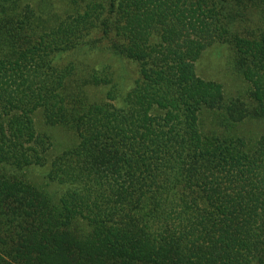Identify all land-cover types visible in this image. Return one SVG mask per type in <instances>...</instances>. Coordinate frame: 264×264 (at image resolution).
I'll return each instance as SVG.
<instances>
[{"label":"trees","instance_id":"trees-1","mask_svg":"<svg viewBox=\"0 0 264 264\" xmlns=\"http://www.w3.org/2000/svg\"><path fill=\"white\" fill-rule=\"evenodd\" d=\"M41 2L0 0V264H264V133L235 130L264 121V0ZM217 45L255 106L197 73ZM37 111L77 142L51 156Z\"/></svg>","mask_w":264,"mask_h":264},{"label":"rangeland","instance_id":"rangeland-1","mask_svg":"<svg viewBox=\"0 0 264 264\" xmlns=\"http://www.w3.org/2000/svg\"><path fill=\"white\" fill-rule=\"evenodd\" d=\"M36 6L40 4L48 6V4L41 0H31ZM52 2L54 10L62 11L63 5L60 0H48ZM41 2V3H40ZM40 3V4H39ZM246 33L247 35H256L259 32V26L257 24V11L253 8H248L245 14ZM256 28H255V25ZM255 29V30H254ZM104 47L106 45L105 40L100 42ZM232 50L228 45H217V47H210L203 54V56L196 62V71L201 76L208 80H214L221 83L226 101L240 100L246 102L247 106L253 107L254 103L249 97L250 83L234 68L232 59ZM102 61L108 62L116 72H118L121 79L127 85H130L137 77V64L133 61L119 58L115 55H105ZM253 112V111H252ZM35 122L37 123V129L40 133H46L51 136V156L56 155L74 143H76V136L71 129L64 128L60 125L50 126L47 124L45 115L42 111H37L34 115ZM203 125L205 128L213 126V113L207 111L202 114ZM234 130V129H233ZM236 133L241 136H255L258 137L264 133V121L257 115L254 116L250 113L242 122L238 123L235 127ZM253 138V137H252ZM46 167H37L32 173L37 179H41L46 172Z\"/></svg>","mask_w":264,"mask_h":264}]
</instances>
